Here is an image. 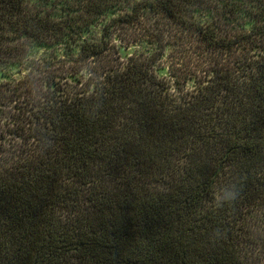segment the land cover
Wrapping results in <instances>:
<instances>
[{
  "label": "trees",
  "instance_id": "16d2710c",
  "mask_svg": "<svg viewBox=\"0 0 264 264\" xmlns=\"http://www.w3.org/2000/svg\"><path fill=\"white\" fill-rule=\"evenodd\" d=\"M26 38L0 264H264V0H0V75Z\"/></svg>",
  "mask_w": 264,
  "mask_h": 264
},
{
  "label": "rangeland",
  "instance_id": "374dc122",
  "mask_svg": "<svg viewBox=\"0 0 264 264\" xmlns=\"http://www.w3.org/2000/svg\"><path fill=\"white\" fill-rule=\"evenodd\" d=\"M94 31H99L97 28ZM24 46L27 47L25 51H21L16 54H12L7 57V67L4 69L3 75H0V81L13 80L21 78L25 74V66L29 64L31 59L39 60L48 51L56 52L59 57H63V51L61 45H52L51 47H43L38 41L33 38H26L21 41ZM14 44L12 42H7ZM140 46H132L129 49H121L122 55L131 54L134 51L142 50ZM48 50V51H47ZM162 72V71H161ZM190 86V85H189Z\"/></svg>",
  "mask_w": 264,
  "mask_h": 264
}]
</instances>
